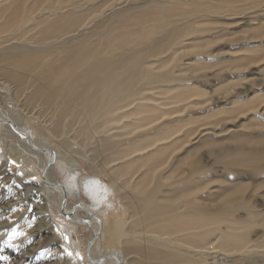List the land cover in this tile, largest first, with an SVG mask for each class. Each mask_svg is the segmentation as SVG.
Segmentation results:
<instances>
[{"label": "bare ground", "instance_id": "6f19581e", "mask_svg": "<svg viewBox=\"0 0 264 264\" xmlns=\"http://www.w3.org/2000/svg\"><path fill=\"white\" fill-rule=\"evenodd\" d=\"M262 64L264 0H0V84L26 122L0 103L8 134L0 156L7 139L17 143L0 168V192L34 190L33 207L49 220L35 228V213L14 229L0 264L25 258L24 240L37 231L43 249L27 260L40 255V264L50 253L62 264H264V200L246 197L240 180L245 169L264 175V153L242 145L264 130V100L234 97L220 109L223 99L210 101L190 76L215 68L252 78ZM256 80L254 92L264 90L262 74ZM247 109L240 129L226 128ZM220 138L238 147L216 152ZM205 148L223 175L210 176ZM56 163L76 181H57ZM82 190L93 195L92 209L105 199L126 216L113 212L107 224L73 202ZM52 192L65 214L95 218L94 234L106 233L121 253H96L97 239L85 254L73 229L53 221Z\"/></svg>", "mask_w": 264, "mask_h": 264}, {"label": "rangeland", "instance_id": "374dc122", "mask_svg": "<svg viewBox=\"0 0 264 264\" xmlns=\"http://www.w3.org/2000/svg\"><path fill=\"white\" fill-rule=\"evenodd\" d=\"M255 44H258V43H255ZM221 45L226 46L224 43H221ZM206 59L207 58H205V60ZM260 66L264 67V64H262ZM260 66H259V68H261ZM256 69H258V68L251 69V71H254ZM219 71H220L219 69L217 70V69L213 68V69H209V70H202L198 73H193V74L191 73L190 76L194 77V78L192 77L193 83L195 85L199 86L200 89L207 94V96L209 95L208 98L210 101L213 99H219V98L223 99V101L218 104L220 109H222V108L224 109V107L226 109V107H228V104H230L232 102V99L234 97L236 99H239V100H245L246 102H250L249 98L251 96H256L257 99L261 98L262 100H264V90L254 92L255 89H258V88H256L257 83H258V80H256V79L261 74L264 77L263 72L262 73L260 72V75L253 74L252 75L253 79H252L250 77L251 75L250 74L248 75V72H245V71H240V72H234V71L231 72L229 70H227V71L223 70L220 72ZM226 72H227V74H226ZM232 73H235V74H232ZM246 74H247V77L249 79L247 77H244ZM233 77H235V78H233ZM204 80H206V82ZM222 80H226L227 82L226 83L224 82L221 85L220 82ZM253 82H254L253 86L255 88H251ZM215 84H217V85H215ZM220 86H222V87H220ZM220 88L224 89L223 92L219 90ZM0 101H1L0 103L3 106L5 111L12 112L14 114V117L19 119L21 122L26 123V122H24L25 120L23 119L22 113H21L20 109L17 107L16 103L9 100L8 88L4 87L2 84H0ZM250 103L253 106V103L252 102H250ZM220 105H221V107H220ZM262 105H264V101H263ZM218 106H217V108H218ZM259 106H261V105H259ZM258 107L256 106L254 108H251L250 110L247 109L246 110L247 112L238 114L237 119H234L233 121L228 122L229 124L226 125V128L227 127L228 128H231V127L235 128V126H237L242 119L249 117L252 114V112L254 111V109L260 110V108H258ZM248 110H249V112H251V114L248 112ZM242 123H246V121L243 120V121H241V124ZM0 124H1V122H0ZM1 125H0V135H1L0 138H1V141H4L5 138L8 137L7 136L8 134L4 130H2ZM236 129H240V127L237 126ZM228 131H230V130H228ZM228 131H226V132H228ZM220 139L221 140L217 142V145L219 147L214 148V150L216 152H223V150L220 147L225 148V149H235L238 147V144L231 142L230 140H224V138H220ZM14 144H17L16 142H14V140H12L11 138H10V140L7 139V150L8 151L3 150V153L0 156V168L1 169H2V166H3V168L7 167L5 165L6 163H4L7 161L6 155L9 153V149L11 150V145H14ZM242 145H244L246 149L255 148L258 151L264 153V130L257 132V138L254 140L253 143H249V142H247V140H245L242 143ZM3 155H5L6 157ZM15 156L19 158V156L17 154ZM200 156L203 160V164L206 166L207 169H209L210 176L214 177L217 175H223L224 174L223 168H222L223 166L221 164L215 163L214 158L211 155H209L208 149L206 150V148H205V149L201 150ZM29 166L31 168L33 167V169H35L36 173L38 174L37 164L34 161H32V164ZM29 166L27 167V169L29 168ZM259 167L260 168L258 170L264 171V160H262L260 162ZM23 172L24 171H20V172L18 171V173H23ZM53 173H54L55 178L57 177L56 178L57 181H59L60 183H62L64 185L69 186L73 182L76 181V179L72 176L71 168L68 166H65L63 163H61V164L56 163L54 165V172ZM240 174H242L240 176V180L246 182L248 185V190H247L245 196L246 197L254 196L255 200L263 201L264 200V198H263V196H264V175L263 176L253 175L252 171L250 169H245ZM104 179L105 180H104L103 184L107 185L110 182V180L108 177H105ZM219 180L220 179L217 177L214 178V181H219ZM37 181L41 182V179L39 178ZM217 183H219V182H217ZM0 190H1V188H0ZM6 190H7V192H6ZM106 190L107 189L105 188V190L103 191L104 193L102 192V195L99 196L100 198H103V195L108 192ZM21 191L16 190V189L14 190L13 187H9V188L5 189V191L2 194L0 192V195L2 196V197L0 196V254L2 253L3 249L6 246L7 237H9L13 233V231L18 230L20 227H23L26 224V222H28V220L31 221L33 216L35 215V213H38L37 212L38 210H36L33 207L32 197L34 195V193H33L34 190H32V191L21 190ZM47 196H48V198H50V196H51L50 199H52V201H53L52 204L49 203L50 204L49 205L50 212H51V216L53 217L52 218L53 221L60 226L72 228L73 229L72 230L73 231V235H72L73 241L86 254V250L88 251V247H89L88 244H90V242L94 238V233H95V230L97 227L95 222H94L95 218H92L93 220L90 218L88 221H86L84 218V215H87V214H85L86 212L84 210L83 211L79 210L77 213H72V214L69 213V215H67L63 212V209L59 208L60 195H58L57 192H52V194L47 195ZM92 196L93 195H91L90 193H88V192L86 193L85 191L82 190L79 192L78 197H73V199H75L73 202L77 205L79 202L85 203V205H88L90 207V209H92L93 206H96V202L93 199H91V198H93ZM73 199L71 197V198H69V201H71ZM19 202H21V203H19ZM16 204L22 205V208L24 210L22 209L20 211L21 213L19 211L18 212L13 211L15 206H17ZM110 206H111L110 202L108 200L104 199V201L102 202V205L98 206L97 208H93L92 210L97 215H101L103 217L104 221L107 222V224L110 222V217H111L110 215L113 212L114 213L117 212L118 213L117 216H120L121 219L126 216V214H124L125 213L124 211H121V213H119L118 209H116V208L120 209L119 204L116 205L115 210L113 208L110 210ZM71 207H72V205L69 204L68 208H71ZM10 213H12V214H10ZM72 216H73V218H72ZM71 218H72V220H71ZM36 219H37L39 224L36 225L35 228H38L40 225L39 219L44 221L45 224H47L49 222V220L43 219V215H41L39 213L37 214ZM40 227H41V225H40ZM33 230H35V229H33ZM37 232H35L36 234L34 233L29 238L24 240V242H27L30 245L28 248L25 249V251L23 253V256L25 258L20 260L19 263L12 262L11 264H40L43 261V258H41L40 255H39L40 260H37L36 262H34V261L32 262L31 260H27L29 257H31L33 255H37L43 249L42 246L44 244V241L39 240L40 237L37 236L38 235ZM254 234H256V232ZM108 239H109V237L106 233L101 234L100 238H98V240L96 241L97 246L95 248V252L98 254L104 255L105 251L109 248L112 251H115L118 254H120L122 251L121 247L119 245H117V243L114 240L112 241V240H110V239L108 240ZM112 245H114V246H112ZM44 255L47 258V262H48L47 264H62V263H59V260H58L59 258L56 259L55 253L44 254ZM32 260H33V258H32Z\"/></svg>", "mask_w": 264, "mask_h": 264}, {"label": "water", "instance_id": "95a60500", "mask_svg": "<svg viewBox=\"0 0 264 264\" xmlns=\"http://www.w3.org/2000/svg\"><path fill=\"white\" fill-rule=\"evenodd\" d=\"M99 235L98 233L94 234V238L93 240L90 242L89 244V247H88V254L90 253V248L92 247L93 243L95 242V240H97L99 238Z\"/></svg>", "mask_w": 264, "mask_h": 264}, {"label": "snow or ice", "instance_id": "6c2138e0", "mask_svg": "<svg viewBox=\"0 0 264 264\" xmlns=\"http://www.w3.org/2000/svg\"><path fill=\"white\" fill-rule=\"evenodd\" d=\"M15 234V233H14Z\"/></svg>", "mask_w": 264, "mask_h": 264}]
</instances>
